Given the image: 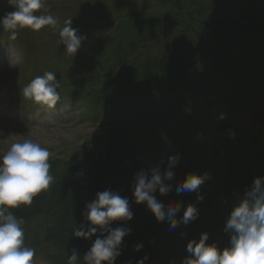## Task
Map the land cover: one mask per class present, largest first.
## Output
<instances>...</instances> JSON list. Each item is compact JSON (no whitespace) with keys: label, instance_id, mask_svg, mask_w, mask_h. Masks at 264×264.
Instances as JSON below:
<instances>
[{"label":"trees","instance_id":"1","mask_svg":"<svg viewBox=\"0 0 264 264\" xmlns=\"http://www.w3.org/2000/svg\"><path fill=\"white\" fill-rule=\"evenodd\" d=\"M153 1H102L70 11L71 17L55 15L60 27L72 19L78 34L86 37L75 57L65 53L51 26L18 29L17 39L10 40L0 24V40L7 34L18 46L22 38L31 39L23 60L0 73V88L11 86L17 102L30 110H49L24 99L21 89L36 76L54 72L61 96L56 107L77 104L87 118L109 127L102 138L80 148L76 156L81 158H70L72 164L60 159L51 163L53 182L31 205L11 209L23 218L25 244L36 251L33 260L67 264L76 249L78 264H84L83 255L96 236L77 238L73 228L88 223L82 215L86 204L109 189L127 197L133 212L131 220L110 225L131 229L115 264H137L144 257L145 264H181L189 255L187 243L205 231L208 243L222 249L230 239L224 225L233 203L256 176L264 175V145L253 144L251 132L243 135L226 119L208 111L205 116L201 104L211 97L212 107L256 113L258 102L264 101V0ZM43 3L37 15L50 11L48 0ZM60 7L58 11L64 9ZM12 11L8 0H0V18ZM40 36L48 40L39 43ZM195 106L203 113H196ZM176 153L180 160L173 188L159 198L181 202L178 216L189 203L196 204L199 215L170 230L169 222L158 221L146 202L135 203L131 185L139 170L162 159L166 168L168 157ZM189 172L209 173L201 186L203 200L195 192L176 193V184ZM138 244L143 245L139 251Z\"/></svg>","mask_w":264,"mask_h":264},{"label":"clouds","instance_id":"2","mask_svg":"<svg viewBox=\"0 0 264 264\" xmlns=\"http://www.w3.org/2000/svg\"><path fill=\"white\" fill-rule=\"evenodd\" d=\"M8 3L15 11L0 18V24L10 32V40L17 39L18 29L27 27L39 31L51 26L58 30L60 44L65 46L67 55L75 57L82 47L86 37L78 34L79 29L72 26V19L65 20L60 27L53 15L36 14L45 7L43 0H8ZM59 87L57 74L46 71L25 85L21 93L24 99L54 109L61 99ZM217 118L225 119L226 113L221 111ZM229 134L235 136L234 131L230 130ZM49 157V149L32 138L14 142L0 153V264H33L36 251L25 244L23 218H18L11 209L31 205L37 194L49 188L53 182ZM179 160L180 154L176 153L168 157L166 168L162 159L147 169L139 170L131 185L135 203L146 202L158 221L169 222L170 230L176 229L180 223L188 225L199 215L196 204L189 203L183 215L178 216L181 202L166 203L159 198L172 190L174 169ZM209 178L208 172H189L176 184L175 191L177 194L195 192L196 199L203 200L201 186ZM82 215L88 223L75 226L72 235L86 240L96 236L91 248L83 255L84 264H115L121 255L123 238L131 233V229L123 226L112 228L110 225L113 221L133 218L129 199L111 189L98 191L95 199L86 204ZM224 231L230 234V239L222 249L215 242L208 243L209 233L206 231L198 240L191 239L186 246L189 255L181 264H264V175L256 176L244 193L237 196L226 218ZM142 247L138 244L136 250ZM80 257L79 252L73 249L67 264H78ZM146 259H140L137 264H145Z\"/></svg>","mask_w":264,"mask_h":264},{"label":"rangeland","instance_id":"3","mask_svg":"<svg viewBox=\"0 0 264 264\" xmlns=\"http://www.w3.org/2000/svg\"><path fill=\"white\" fill-rule=\"evenodd\" d=\"M102 1L116 4L120 0H48L47 10H50L48 14L53 16L71 17L74 14H70V11L77 12L80 6L86 7L90 3ZM139 1H144L149 5L154 4L153 0ZM60 4L64 6L62 11H58L61 9ZM4 35L0 40V73L5 68L11 67L14 69L23 60L24 50L26 52L25 48L30 49L28 44L31 43V39L22 38L21 41L18 40V46H14L8 41L7 34ZM36 35L38 36V34ZM44 40L41 36L37 38L39 43ZM35 42L33 40V43ZM8 86L0 88V153L4 152L14 142L24 138H32L49 149L50 164L60 159L68 165L72 164L71 159H74L79 149L85 144L92 142V140L95 141L96 138L100 139L107 134L105 130L109 127L87 118L86 110L82 107L79 108L77 104H75V108L68 103L66 106H57L49 110H30L17 102L18 95L12 90L11 86ZM262 90L264 92V88ZM208 98L211 99V97ZM208 98L201 103L206 108L205 116L208 111L213 114V118L218 119L219 113L223 111L226 113L225 119L231 128L240 129L243 135L251 132L249 134L250 139L261 134L256 140L257 144H255L258 146L264 145V101L258 102L259 106H257L256 113L260 114L259 116L255 112H236L232 110L233 107L229 108V105L222 106V104H218L212 107L213 101ZM195 108L196 113H203L204 109L202 110L201 107L195 106ZM80 158L79 155L75 157V159ZM51 168H53V164ZM33 264L48 263L36 258L33 260Z\"/></svg>","mask_w":264,"mask_h":264},{"label":"water","instance_id":"4","mask_svg":"<svg viewBox=\"0 0 264 264\" xmlns=\"http://www.w3.org/2000/svg\"><path fill=\"white\" fill-rule=\"evenodd\" d=\"M208 104H210V103H208ZM260 135H261V134H258V135H256V136L252 139L253 144L256 143V140H257V138L260 137Z\"/></svg>","mask_w":264,"mask_h":264}]
</instances>
